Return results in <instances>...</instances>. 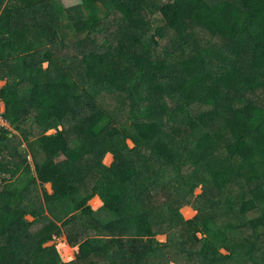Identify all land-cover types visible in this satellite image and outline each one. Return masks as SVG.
Here are the masks:
<instances>
[{
  "label": "trees",
  "instance_id": "16d2710c",
  "mask_svg": "<svg viewBox=\"0 0 264 264\" xmlns=\"http://www.w3.org/2000/svg\"><path fill=\"white\" fill-rule=\"evenodd\" d=\"M77 1L0 0V264H264V0Z\"/></svg>",
  "mask_w": 264,
  "mask_h": 264
},
{
  "label": "rangeland",
  "instance_id": "374dc122",
  "mask_svg": "<svg viewBox=\"0 0 264 264\" xmlns=\"http://www.w3.org/2000/svg\"><path fill=\"white\" fill-rule=\"evenodd\" d=\"M77 0H63L62 5L67 8L77 4ZM0 22L7 23V19L0 13ZM47 67L48 64H45ZM6 85V82H0V112L4 113L6 111V105L3 101V87ZM18 134V133H16ZM50 135L56 134V130H52L49 132ZM130 147H133L134 144L131 140L127 141ZM64 142L60 135H56V137L49 143L51 155V162L43 169L41 172H36L35 166L32 165V171H35V175L37 176L40 183L43 184L42 193L43 197L46 200L53 199L59 195H61L67 188L66 180L61 171L57 168V164L64 159V156L61 155V151L63 149ZM26 147V144L23 146ZM113 155H108L105 159V163L107 165H111L113 163ZM31 162L33 163V157H31ZM201 193V188H198L195 191V195L198 196ZM99 197H97L98 199ZM96 199V198H95ZM102 200V199H101ZM97 200L92 201L90 204L93 206L95 210H98L103 206V201L99 205L95 203ZM173 204L180 208V212L183 214L186 220L192 219L196 216L197 212L193 210L191 206L185 205L180 202L177 198H173ZM254 215V214H253ZM256 215V214H255ZM254 215V216H255ZM160 241H164L166 236H159ZM56 243L58 248L62 251L65 261L71 262L77 258V254L79 253V247H71L68 244L66 237H61L55 240V242H51L50 245ZM69 249V250H68Z\"/></svg>",
  "mask_w": 264,
  "mask_h": 264
},
{
  "label": "built area",
  "instance_id": "2783aa9c",
  "mask_svg": "<svg viewBox=\"0 0 264 264\" xmlns=\"http://www.w3.org/2000/svg\"><path fill=\"white\" fill-rule=\"evenodd\" d=\"M3 113L0 112V132L2 128L10 129V123L2 116Z\"/></svg>",
  "mask_w": 264,
  "mask_h": 264
},
{
  "label": "crops",
  "instance_id": "0c3cea01",
  "mask_svg": "<svg viewBox=\"0 0 264 264\" xmlns=\"http://www.w3.org/2000/svg\"><path fill=\"white\" fill-rule=\"evenodd\" d=\"M0 82H3V81H0ZM5 82H6V81H5ZM110 155H112V154H110ZM113 160H114V156H113ZM113 162H114V161H113ZM112 164H113V163H112ZM112 164H111V165H112ZM111 165H110V166H111ZM66 185H67V184H66ZM67 189H68V185H67L66 190H67ZM66 190H65V191H66ZM65 191H64V192H65ZM64 192H63V193H64ZM99 198H100V197H99ZM100 199H101V198H100Z\"/></svg>",
  "mask_w": 264,
  "mask_h": 264
},
{
  "label": "water",
  "instance_id": "95a60500",
  "mask_svg": "<svg viewBox=\"0 0 264 264\" xmlns=\"http://www.w3.org/2000/svg\"><path fill=\"white\" fill-rule=\"evenodd\" d=\"M60 250V249H59ZM60 253H61V255H62V258L65 260V258H64V256H63V254H62V251L60 250Z\"/></svg>",
  "mask_w": 264,
  "mask_h": 264
},
{
  "label": "bare ground",
  "instance_id": "6f19581e",
  "mask_svg": "<svg viewBox=\"0 0 264 264\" xmlns=\"http://www.w3.org/2000/svg\"><path fill=\"white\" fill-rule=\"evenodd\" d=\"M69 250V249H68Z\"/></svg>",
  "mask_w": 264,
  "mask_h": 264
}]
</instances>
